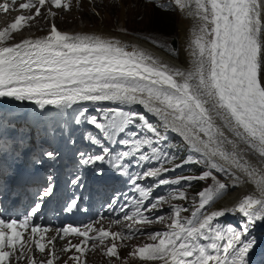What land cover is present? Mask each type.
I'll return each instance as SVG.
<instances>
[{"label": "snow or ice", "instance_id": "6c2138e0", "mask_svg": "<svg viewBox=\"0 0 264 264\" xmlns=\"http://www.w3.org/2000/svg\"><path fill=\"white\" fill-rule=\"evenodd\" d=\"M46 3L56 8L70 7V0H27L19 8H35V15H21L0 30V98L34 101L41 109L46 105L68 109L83 101L142 105L162 123L155 125L135 110L120 108L103 111V123L98 122L96 116L86 117L107 140L127 146V151L115 156L109 148H103L111 166L123 175H129L128 165L124 163L126 158L138 157L137 163L150 159L175 160V156L162 152L159 147L168 139L158 130L162 127L178 133L190 151L201 156L195 159L189 155L175 168L205 163L209 170L198 176L159 179L158 185L180 184L181 180L190 184L208 179L213 184L198 193L199 203L194 202L190 217L182 216L186 208L173 205L168 230L149 234L152 243L137 247L132 255L141 261H159L160 264H250L249 253L257 245L256 237L250 233L256 222H264V167L246 160L237 141L258 155L260 164L264 165V0H174L180 10H187L188 16L199 21L193 29L191 43L194 59L187 71L161 64L143 51H127L119 41L62 33L54 24L50 33L42 38L24 39L9 46L7 41L12 38V33L39 16L40 8ZM3 7L6 11L9 8L7 4ZM48 15L55 16V13L49 11ZM86 112V108L79 112L77 123ZM225 129L236 139H229ZM87 138L92 143H100L91 135ZM47 155L52 157L53 153ZM96 161H105V155L82 159L84 165ZM217 161H224L230 168L243 173L246 179L242 181L240 176L228 172ZM213 169L232 175L234 184L247 182L254 185L253 194L244 196L233 208L207 213L204 211L206 206L222 198L229 188L213 175ZM167 171L170 170L163 166L149 168L130 179L140 198H133L131 213H125L124 219L132 221L127 235L103 228L97 230L92 224L84 230L68 226L59 229L58 234L83 237L81 243L85 246L90 239L103 243L111 238L113 243L106 254L118 256L116 239H131L134 225L154 222L145 211L157 209L169 198H187L184 192L177 191L169 197L156 198L145 209L151 189L140 186L137 180L159 177ZM52 194L50 184L38 194L40 202L35 203L30 214L23 218H0V264H10V258L18 250L21 256L17 259L26 254L27 245L23 241L29 228L31 241L39 251L45 250L46 245L41 241L49 229L32 226V217L40 210L44 198ZM76 205L77 201L73 200L67 210L72 211ZM226 214H241L245 222L239 229L214 223ZM157 220L163 221L164 217L159 216ZM93 231L98 235L90 236ZM37 234L39 239H36ZM72 247L82 254L87 251L80 245ZM73 259L79 262L81 257ZM30 264L37 262L32 260ZM47 264H53V260Z\"/></svg>", "mask_w": 264, "mask_h": 264}, {"label": "rangeland", "instance_id": "374dc122", "mask_svg": "<svg viewBox=\"0 0 264 264\" xmlns=\"http://www.w3.org/2000/svg\"><path fill=\"white\" fill-rule=\"evenodd\" d=\"M168 1L173 5L174 9L176 10L173 13L169 12L170 13L169 15L175 22H177V34H176V37H173V38H166V37H162V38L169 42V45L172 48V51L175 52V53H172L174 56L173 58L181 59L182 47L180 46V43L178 44L177 52L173 50V46H172L174 45V42L178 40V38L180 42V37L178 34V24H180L179 22L181 19V15H180L178 6L174 4V0H168ZM63 2H69V0H63ZM152 8H153V5L149 4V0H70V7L68 8H64V7L56 8L55 6L52 5V7L50 8L41 9L40 15L36 16L35 19L28 21L27 26L21 28L17 32L12 33V38L10 40H12L11 42H14V44H17V42H19L20 39L26 38V36L30 35L31 33H38L39 36L42 34H46L48 30L51 28L52 22H54L59 27V29H61L62 31H70V32L79 33L80 29L86 26L89 32L94 33L103 25L105 26L108 32H112L118 36L124 35L129 38L140 39L138 36L142 34L145 35L141 31L143 30L144 27L148 26L151 20V9ZM49 11L54 12L55 16L48 15ZM35 12L36 10H32L27 13H19V12L13 11L11 14L5 15L6 16L5 18L0 17V30L8 27L11 23L15 22L17 17L21 15L34 16ZM194 19L198 25L199 21L196 18ZM142 42H145V41L142 40ZM165 50L170 52L168 49H165ZM111 106L113 105L111 104ZM96 109H99V108H96ZM101 109L107 110V109H112V108L105 107ZM19 114H22V113H19ZM19 114H15L14 117H16ZM55 122L59 124L58 119H55ZM5 127H6L5 125L0 124V131L3 130ZM12 127H14V125H12ZM15 127H19V126L15 125ZM74 127L83 128L81 119H80V123H77L76 121L74 122ZM70 129L72 130V126L70 127ZM161 129L163 130L162 127ZM31 130L32 129L27 126H22V128L16 130V132L19 133L22 138H23L22 133H24V135L28 134V136L25 138L26 141H24L27 144L28 141L30 140L29 135H30ZM83 132L84 131H82L81 133ZM78 135L80 136L81 134L79 133ZM89 135L94 137L92 134L88 132L87 136ZM164 135L168 137L167 132L164 133ZM56 137H57V129L55 127V123L53 119H51L50 120V135H47L46 137L47 143H53L56 140ZM175 137L176 135L175 136L172 135L171 138H175ZM39 138L42 139L43 136L41 135ZM103 138L104 136L102 135L97 136V139L101 143L104 140ZM169 139L170 138H168L167 140ZM164 142L165 141H163L159 145L160 148L163 146ZM22 147L23 145H21V148ZM125 149H128L127 146H125ZM125 149L123 151H125ZM94 152H96V150ZM137 159L138 157L129 158V160H126V163L131 165L133 172H136L137 170H139V174H141L145 172V170H143L142 172V169H143L142 165L146 161H141L137 163ZM213 171H215L216 173L217 170H213ZM159 179H164V178H158L157 181H159ZM171 179H174V176H171ZM217 179L220 180L221 182L226 183L224 177H217ZM147 188H150L151 193H154L157 191V189L162 188V185H160L159 187L156 186V189H154V191L152 190L151 185H148ZM169 194L170 193L166 192L163 187L158 192V197H169ZM188 194H191L190 190L188 191ZM149 198H151V196ZM169 199H170V202L174 203V205L175 203H178L180 205L184 204L183 201L175 200V198H169ZM154 200L155 199H152L150 202ZM221 202L214 204L211 208L206 209L205 211L207 213H211L217 210H224L225 208L222 206ZM146 204H147V201H145V205H144L145 209L146 207L148 208L150 206V204H148V206ZM162 206L163 205L160 204V206L157 209H153L150 211V219L154 221L150 223L152 224L150 227H153L154 231L150 232L149 234L159 231L156 229L157 226L158 228L163 225L168 226L169 222L171 221V219L169 218L170 216H168L166 212H163V214L160 213ZM187 213H188V210L186 212H183V214H187ZM154 214H156L158 217L163 216L164 220L158 221L157 219H153L152 216ZM218 221H219V224L223 226H227V225L233 226L230 214H226L224 217L218 218L214 223H218ZM146 243H152V241L149 240V238L146 237L145 235H143L142 238H138L131 242L121 241L120 242V253L121 254L118 258L107 259L106 257L99 255V254L96 255L93 253H86V255L81 256V260L79 262L73 259V257H76L74 255L75 252L65 253L62 250V248H58V251H59L58 258L60 261L59 264H65V263L67 264H139V263L140 264H144V263L155 264V263H160L159 261H152V262L141 261L138 257H134L132 255L133 251L137 247L142 246ZM260 264H264V259L261 261Z\"/></svg>", "mask_w": 264, "mask_h": 264}, {"label": "bare ground", "instance_id": "6f19581e", "mask_svg": "<svg viewBox=\"0 0 264 264\" xmlns=\"http://www.w3.org/2000/svg\"><path fill=\"white\" fill-rule=\"evenodd\" d=\"M179 12L181 15V19L179 22L180 24H178V34L180 37V42L178 38V40H176L174 42V45L172 46L173 49L177 52L178 44L180 43V46L182 47L181 59L173 58V56L157 49L156 47L148 44L147 42H142V40L140 39L129 38L124 35L118 36L112 32H108L105 26L103 25L94 33L89 32L86 26L82 27L79 33L70 32V31H64V33H68L71 35H76V34L95 35V36H100L104 39L119 41L121 45L126 46L127 51L140 50L143 51L145 54L152 56L154 59L158 60L161 64H166L170 68H177L182 71H187L192 67V61L194 59L192 55L193 49L191 43L192 40L194 39L193 29L197 27V23L194 18L187 15V10L182 11L179 9ZM1 17L4 18V16ZM50 31L51 28L48 30L46 34H42L43 36H37L39 35L38 33H31L30 35L26 36V38L24 39L42 38L48 35ZM24 39H20L19 42L17 43H20ZM111 104L113 106H111ZM5 106H9L10 112H26V110L29 109L36 120L35 124L34 122L32 123L33 128L34 127L37 128L35 125H38L44 119L46 110H48L49 112L56 113L62 119L63 124L68 128L77 110L83 107H98V106L110 107L114 109L120 108L122 110H127V111L140 110L146 113L149 117L156 120L159 123V125L162 123L159 121L158 117H156L153 113L148 112L142 105L139 104L124 105L113 101H99V102L83 101V102H78V104H75L72 106V108H68V109H60L54 105H46L45 108L41 109L34 101H27V100L17 101L11 97L0 98V108H4ZM217 123L219 124L220 121H217ZM163 130L164 132L166 131L167 134L169 135L172 134L176 135L181 141H183L187 145V142L178 133L173 132L170 129H163ZM224 131H225V135L229 139H236L230 132H228L227 129H225ZM66 139L68 140L67 137ZM237 143L239 144V150L241 152V155H243L246 160L250 161L255 166L264 167V165L260 164V157L258 155L254 154L242 142L237 141ZM228 147L229 149H231L230 145ZM196 155L200 156V154H196ZM217 162L222 164L224 168L228 170V172H234L235 175L240 176L242 181L246 179L243 173L239 172L235 168H230V166L224 161H217ZM216 174L224 176L226 184L229 186V192L222 200V206L225 209L235 207L244 196L253 194L255 190L254 185L247 182L234 184V177L232 175H229L227 172L216 171ZM231 215L233 219V227L239 229L240 226L245 222L244 218H242L241 214H231ZM250 234L255 236L257 239V245L249 253L250 264H258L259 262L262 261V259H264V222H256V226L252 228Z\"/></svg>", "mask_w": 264, "mask_h": 264}, {"label": "trees", "instance_id": "16d2710c", "mask_svg": "<svg viewBox=\"0 0 264 264\" xmlns=\"http://www.w3.org/2000/svg\"><path fill=\"white\" fill-rule=\"evenodd\" d=\"M171 10L160 8L159 6L153 5L151 9V20L148 26L144 27L141 31L145 35H140L151 40L157 44L169 45V42L162 37L173 38L177 34V22H175L169 15ZM175 151H184L182 147L178 146L177 143L173 144ZM180 164V162L178 163ZM187 167V164L184 165Z\"/></svg>", "mask_w": 264, "mask_h": 264}]
</instances>
